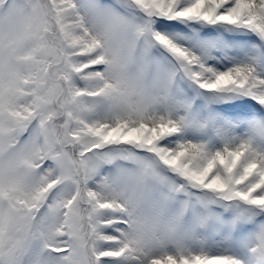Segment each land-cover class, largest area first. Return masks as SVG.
<instances>
[{
    "label": "snow or ice",
    "instance_id": "6c2138e0",
    "mask_svg": "<svg viewBox=\"0 0 264 264\" xmlns=\"http://www.w3.org/2000/svg\"><path fill=\"white\" fill-rule=\"evenodd\" d=\"M0 264H264V0H0Z\"/></svg>",
    "mask_w": 264,
    "mask_h": 264
},
{
    "label": "rangeland",
    "instance_id": "374dc122",
    "mask_svg": "<svg viewBox=\"0 0 264 264\" xmlns=\"http://www.w3.org/2000/svg\"><path fill=\"white\" fill-rule=\"evenodd\" d=\"M155 26L157 30L172 36L173 38L177 39L178 42L189 47H192L197 40H208L215 37H222L225 40L246 39V34L239 32H228L219 25H194L186 24L180 21L158 20ZM252 43L255 45L256 41L253 40ZM152 55L161 63H168L170 60L165 57L159 46H154L152 48ZM213 62L214 61L211 60L209 61V63ZM188 91H191L190 87L188 88ZM233 103H236V101H233ZM215 107L222 109L224 105H215Z\"/></svg>",
    "mask_w": 264,
    "mask_h": 264
}]
</instances>
